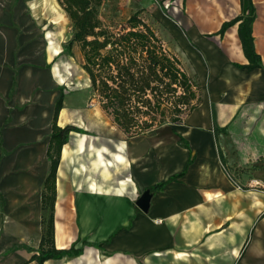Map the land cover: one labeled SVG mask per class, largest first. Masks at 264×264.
Here are the masks:
<instances>
[{
  "label": "crops",
  "instance_id": "crops-1",
  "mask_svg": "<svg viewBox=\"0 0 264 264\" xmlns=\"http://www.w3.org/2000/svg\"><path fill=\"white\" fill-rule=\"evenodd\" d=\"M42 1L0 0V264H38L32 257L48 226L56 249L80 253L43 264H264V0H251L260 57L252 70L235 66L248 63L238 23L214 35L242 14L240 0H226L229 16L214 24L193 10L185 29L165 20L200 102L180 124L125 137L109 160L100 136L71 132L52 208H42V193H51L46 150L63 89L46 68L57 54L44 50ZM67 108L63 95L59 127L71 123ZM219 150L244 188L224 174ZM158 184L142 212L136 199Z\"/></svg>",
  "mask_w": 264,
  "mask_h": 264
},
{
  "label": "trees",
  "instance_id": "trees-1",
  "mask_svg": "<svg viewBox=\"0 0 264 264\" xmlns=\"http://www.w3.org/2000/svg\"><path fill=\"white\" fill-rule=\"evenodd\" d=\"M56 1L72 27L71 38L63 46L62 52L66 51L72 56V48L77 45L82 57L80 67L87 75L91 95L102 113L127 138L151 135L164 124H180L200 102L197 80L186 73L180 60L139 16V11L132 13L117 29L106 25L99 17L103 0ZM240 4L242 14L222 22L214 35L222 36L226 29L238 23L237 37L248 63L235 66L252 70L260 66L252 36L254 7L251 0H240ZM62 101L63 92L55 104L46 150L49 173L44 181V189L51 193L47 198L42 193V208L45 203L50 208L53 206L56 169L62 146L67 143L71 132L85 133L71 124L64 127L57 125ZM183 145L187 147L186 143ZM219 155L222 165H225L220 150ZM162 186L158 184L148 190L155 192ZM44 243L48 244L47 248H43ZM37 251L38 254L32 259L38 264H43L47 259L80 253L73 246L56 249L49 226L42 234Z\"/></svg>",
  "mask_w": 264,
  "mask_h": 264
},
{
  "label": "rangeland",
  "instance_id": "rangeland-1",
  "mask_svg": "<svg viewBox=\"0 0 264 264\" xmlns=\"http://www.w3.org/2000/svg\"><path fill=\"white\" fill-rule=\"evenodd\" d=\"M43 1L42 7L38 8L37 24L45 38L44 50L50 56L55 49H58L54 53L57 54L55 59L46 68L53 67L54 73L57 72L56 75L61 82L60 86L67 102L70 124L81 128L87 136H100V143L107 149L105 159L109 160L108 152L114 151L115 144L124 140L126 136L102 113L96 99L91 95L87 75L80 67L82 57L77 45L72 48V56H69L66 51L60 53V49L71 38V23L54 0L51 3L49 0ZM225 1L159 0L154 3V1L148 0V4H143V0H103L99 8V17L106 25L118 29L132 13L139 11V16L154 29L164 41L165 47L180 58L183 68L189 71V67L168 31V24L165 20L185 29V23L190 19V11L193 10L194 13L204 15L207 23L209 20L210 24H214L217 16L220 18L229 16V14H225L229 9ZM208 12H212L213 15L208 16ZM260 14L263 15L262 10H260Z\"/></svg>",
  "mask_w": 264,
  "mask_h": 264
},
{
  "label": "water",
  "instance_id": "water-1",
  "mask_svg": "<svg viewBox=\"0 0 264 264\" xmlns=\"http://www.w3.org/2000/svg\"><path fill=\"white\" fill-rule=\"evenodd\" d=\"M151 196L149 190H144L135 201V205L144 213L149 209Z\"/></svg>",
  "mask_w": 264,
  "mask_h": 264
},
{
  "label": "built area",
  "instance_id": "built-area-1",
  "mask_svg": "<svg viewBox=\"0 0 264 264\" xmlns=\"http://www.w3.org/2000/svg\"><path fill=\"white\" fill-rule=\"evenodd\" d=\"M222 170L224 174L226 175V177L228 178V180L233 184V186L236 189H239V190L242 189V186L236 181L232 172L225 165H222Z\"/></svg>",
  "mask_w": 264,
  "mask_h": 264
},
{
  "label": "bare ground",
  "instance_id": "bare-ground-1",
  "mask_svg": "<svg viewBox=\"0 0 264 264\" xmlns=\"http://www.w3.org/2000/svg\"><path fill=\"white\" fill-rule=\"evenodd\" d=\"M44 2V1H43ZM36 3V2H35ZM38 4V3H37ZM49 4V3H48ZM52 5V4H51ZM47 6V5H46ZM46 6H44L45 8H46ZM38 7H41V6H39L38 5ZM54 7V6H53ZM56 7V6H55ZM59 7V6H58ZM51 9V8H50ZM39 10V9H38ZM38 10H36V11H38ZM49 10V9H48ZM53 10H56V9H54L53 8ZM34 11V10H33ZM58 13V12H57ZM57 50L58 49H55L53 52L55 53V52H57ZM56 70V69H55ZM57 73V72H56ZM62 115H63V113H62ZM63 118H64V116H63ZM67 119L65 118V119H61V121L59 122L61 125H63L64 123H65V121H66ZM68 155H64V158H66V160L68 159V157H67ZM107 175L108 174H106V177H107Z\"/></svg>",
  "mask_w": 264,
  "mask_h": 264
}]
</instances>
